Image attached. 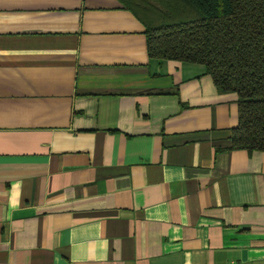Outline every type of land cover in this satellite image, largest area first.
Segmentation results:
<instances>
[{
  "label": "crops",
  "instance_id": "1",
  "mask_svg": "<svg viewBox=\"0 0 264 264\" xmlns=\"http://www.w3.org/2000/svg\"><path fill=\"white\" fill-rule=\"evenodd\" d=\"M236 101L119 0H0V264H264Z\"/></svg>",
  "mask_w": 264,
  "mask_h": 264
},
{
  "label": "trees",
  "instance_id": "2",
  "mask_svg": "<svg viewBox=\"0 0 264 264\" xmlns=\"http://www.w3.org/2000/svg\"><path fill=\"white\" fill-rule=\"evenodd\" d=\"M145 27L150 58L202 65L237 96L231 148L264 152V0H119Z\"/></svg>",
  "mask_w": 264,
  "mask_h": 264
}]
</instances>
